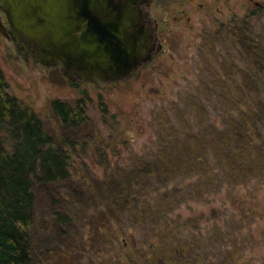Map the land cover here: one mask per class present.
Segmentation results:
<instances>
[{
    "label": "rangeland",
    "instance_id": "rangeland-1",
    "mask_svg": "<svg viewBox=\"0 0 264 264\" xmlns=\"http://www.w3.org/2000/svg\"><path fill=\"white\" fill-rule=\"evenodd\" d=\"M201 3L192 2L195 9L172 23L177 11L167 8L165 0H153L150 13L162 48L147 66L120 82L69 79L57 65L34 61L0 33V68L9 92L37 113L56 144L63 139L74 143L72 177L55 190L60 207L36 188L30 235L37 261L99 264L110 256L127 264L128 249L146 264L148 246L135 252L133 242L149 243L154 210L139 216L134 203L162 196L165 217L179 220L177 255L191 264H209L227 244L234 257L244 252L237 264H264V235L256 232L257 224L264 225V171L251 165L246 169L245 160L235 162L232 154L235 146L246 157L247 151L254 156L257 150L240 126L246 127L249 117L264 138V111L249 117L245 112L246 91L254 85L245 81L243 69L257 62L251 71L264 72V51H256L258 59L248 58L241 26L236 29L248 22L264 43V0H217L211 10H200ZM81 93L89 98L88 122L63 130L51 102L74 105ZM239 109L240 125L230 115ZM260 149L264 165V141ZM215 169L223 173L216 176ZM244 170L252 182L240 177ZM251 204L258 209L255 219L242 217L246 228L238 233L233 215L239 218ZM57 208L68 216L67 224L54 218ZM249 223L258 236L252 246L242 243Z\"/></svg>",
    "mask_w": 264,
    "mask_h": 264
},
{
    "label": "trees",
    "instance_id": "trees-1",
    "mask_svg": "<svg viewBox=\"0 0 264 264\" xmlns=\"http://www.w3.org/2000/svg\"><path fill=\"white\" fill-rule=\"evenodd\" d=\"M240 24L236 29L241 26V34L244 36L241 41V46L244 47L242 51L247 52L245 55L248 58L258 59L256 51H264V43L254 37L248 22ZM255 42L258 44L254 45ZM253 55L255 56L253 57ZM237 59L234 57V61L243 65L241 60ZM254 65H257V62H252L251 66ZM251 66L249 64V67H243L245 81L254 85L253 88L246 91L248 110L245 112L248 117L249 114L264 111V72L256 70L252 72ZM88 100V96L81 93V97L76 100L74 105L60 100L51 102V109L63 130H77L88 122ZM105 110L104 108L103 111ZM239 111L240 109L237 112L234 110L230 114L237 124L239 123L236 120L242 117L237 114ZM241 112L244 113V110ZM245 123H247L246 127L244 124L239 125L247 134L250 147L257 150L254 152V156L247 151L246 157V152L241 154L239 148L235 146L232 150L233 157L235 162L240 161L241 164H243L241 160H245L246 169H250L249 165H251L256 170L261 168V171H264L261 160L262 148L260 149L264 141L262 132L250 117ZM73 144V142H67L64 139L58 144L54 142L37 113L24 106L18 98L9 92L7 81L0 68V264H55L47 260L37 261L33 253L30 235L34 224L33 208L38 187H41L52 202L60 207L55 190L57 186L67 184L72 177L69 159H71V152L74 151ZM232 167L234 166L232 165ZM219 170H214L216 176L223 173L222 170ZM255 174L258 175L257 172ZM240 177L245 182L253 181L247 170L242 171ZM200 178L199 182H201ZM198 181H194V185L197 186ZM169 195L171 196V194ZM162 199L163 197L160 196L159 201ZM159 201L150 198L144 200V205H141L140 202L134 200L133 210L139 216L154 210L150 213L155 220L154 223H151V227L155 230L150 235L149 243L147 239L139 245L133 242L134 251L136 252V248H143V245L148 246V252L145 255L148 261L146 264H191L188 258L177 255L178 245L176 244L182 240L177 232L179 220L174 217L170 219L165 217L162 202L159 204ZM144 206H146L145 209H143ZM257 211L256 205L251 204L247 210L242 209L238 213L239 218L235 214L233 215V223L240 224V227H237L238 233H242V229L246 228V226H241L242 221L249 217H252V220L255 219ZM54 218L59 224L69 222L68 216H65L59 208L54 212ZM176 218H180V214ZM251 228L249 223L247 233L242 234V243L249 246L255 243L258 236L264 235V225L261 227V224H257L258 236L252 234ZM259 244L261 245V242ZM126 252L130 256L127 264H145L140 262L141 257H133L128 249ZM244 256V252L243 254L239 252V255L234 257L226 244L225 247H221V250L219 249L217 255L209 258L206 262L209 264H237ZM99 264L120 263L115 262V258L103 256Z\"/></svg>",
    "mask_w": 264,
    "mask_h": 264
},
{
    "label": "water",
    "instance_id": "water-1",
    "mask_svg": "<svg viewBox=\"0 0 264 264\" xmlns=\"http://www.w3.org/2000/svg\"><path fill=\"white\" fill-rule=\"evenodd\" d=\"M116 0H0L17 43L44 65H57L69 79L119 82L152 56L128 32L130 10ZM0 19V33L8 38ZM146 53V51H145Z\"/></svg>",
    "mask_w": 264,
    "mask_h": 264
},
{
    "label": "flooded vegetation",
    "instance_id": "flooded-vegetation-1",
    "mask_svg": "<svg viewBox=\"0 0 264 264\" xmlns=\"http://www.w3.org/2000/svg\"><path fill=\"white\" fill-rule=\"evenodd\" d=\"M116 1L118 3L111 4L112 5L111 7L114 8L117 5L120 6L123 5L124 7L130 10L128 32L133 36L138 35L140 37L139 41L136 40V42L144 50L143 55L145 54L147 55V53H149L153 58L155 54L162 48L161 35L158 30V23L155 21V19L151 17V13H150V8L153 5V0H116ZM169 1H174L175 3L171 7H168L170 6ZM195 1L198 0H165V5L167 8H171V10L175 12L177 11V16L173 17L172 23H176L179 20H181V18L179 17L185 16L187 11L194 10L195 8L191 6V3L192 2L195 3ZM216 2L217 0H203V3L199 4V8L200 10L202 9L207 10L208 8L209 10H211L212 8L215 7ZM2 16H4L3 20H5V23L2 20L1 22L4 24V26L7 29L6 30V33L8 35L7 39H9L10 41L17 42L16 38L9 29L8 22L6 20L4 13L0 10V19ZM186 20L187 22L190 21V17L187 16ZM148 63L145 64L142 68L147 66Z\"/></svg>",
    "mask_w": 264,
    "mask_h": 264
}]
</instances>
